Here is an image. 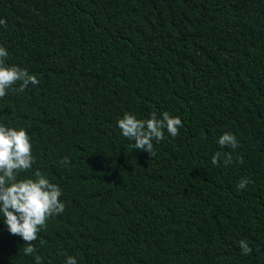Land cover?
<instances>
[{
  "label": "trees",
  "instance_id": "1",
  "mask_svg": "<svg viewBox=\"0 0 264 264\" xmlns=\"http://www.w3.org/2000/svg\"><path fill=\"white\" fill-rule=\"evenodd\" d=\"M0 19L6 64L39 80L7 90L0 124L31 137L21 176L63 192L42 264H264V0H0ZM164 111L183 127L153 158L117 126ZM24 246L0 215V264H35Z\"/></svg>",
  "mask_w": 264,
  "mask_h": 264
},
{
  "label": "clouds",
  "instance_id": "2",
  "mask_svg": "<svg viewBox=\"0 0 264 264\" xmlns=\"http://www.w3.org/2000/svg\"><path fill=\"white\" fill-rule=\"evenodd\" d=\"M0 26L7 27L5 19H0ZM7 58L8 50L0 46V98L5 97L7 90L16 84H19L16 89L19 92L25 91L30 84H39L37 76L30 74L27 69L6 64ZM117 126L122 136L133 142L134 149L147 152L153 158L156 155L153 141H162L165 130L175 138L183 123L179 116L167 111L160 117L152 112L147 119H138L126 112L118 119ZM217 143L221 149L239 146L236 136L229 132L223 133ZM221 160L227 167L233 163V156L230 152L217 151L211 158L212 164L217 166ZM236 162L243 164V158H237ZM34 163L31 137L25 128L0 124V215L7 231L24 241L23 254L34 256L35 264H42L41 256L35 254L33 242L38 239L41 230H46L50 218L64 212L65 204L60 200L63 194L61 187L51 182L41 170L32 171L30 177L21 176L31 170ZM60 163L69 165L71 161L66 156ZM249 183L250 179H241L237 190L244 189ZM239 247L244 255L252 253L246 240H240ZM65 264H77V260L74 256H68Z\"/></svg>",
  "mask_w": 264,
  "mask_h": 264
}]
</instances>
